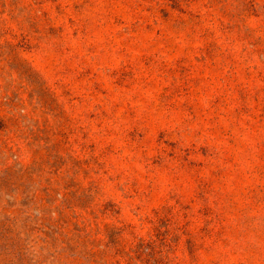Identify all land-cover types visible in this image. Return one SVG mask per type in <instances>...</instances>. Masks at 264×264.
<instances>
[{"label": "rangeland", "instance_id": "rangeland-1", "mask_svg": "<svg viewBox=\"0 0 264 264\" xmlns=\"http://www.w3.org/2000/svg\"><path fill=\"white\" fill-rule=\"evenodd\" d=\"M0 264H264V0H0Z\"/></svg>", "mask_w": 264, "mask_h": 264}]
</instances>
